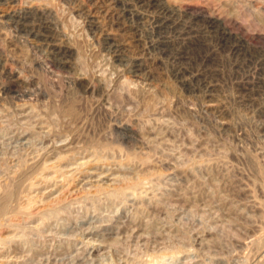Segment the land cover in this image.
<instances>
[{
    "label": "rangeland",
    "instance_id": "rangeland-1",
    "mask_svg": "<svg viewBox=\"0 0 264 264\" xmlns=\"http://www.w3.org/2000/svg\"><path fill=\"white\" fill-rule=\"evenodd\" d=\"M162 1L198 28L220 15L245 43L237 64L225 48L206 60L199 39L181 62L217 80L210 108L144 47L115 0H0V192L18 181L11 204L31 200L23 218L0 223L25 226L40 251L0 245V264H139L151 252L155 264H264V0ZM39 9L70 47L65 60L13 18ZM246 73L255 85L238 83ZM119 121L129 132L113 129ZM144 178L141 195L114 194Z\"/></svg>",
    "mask_w": 264,
    "mask_h": 264
},
{
    "label": "bare ground",
    "instance_id": "bare-ground-1",
    "mask_svg": "<svg viewBox=\"0 0 264 264\" xmlns=\"http://www.w3.org/2000/svg\"><path fill=\"white\" fill-rule=\"evenodd\" d=\"M115 2L120 6L124 16L126 18L132 19L134 21V27H135L134 30L137 31L138 37L142 40V42L144 44V47L149 49V50H151V51H153V52H155V53H157L155 58L159 62H162V63H167L168 62L167 64L170 67L169 69L171 70V73L176 78V80H178L179 83L183 86V89L185 87L186 89H188V92H197L199 90H202L203 91V94H202L203 100H205L204 102H202V106L204 108H206V109L212 107L214 104L210 103V101H211L210 97L213 96L214 90L217 89V87H218L217 80L212 78V77H208L206 72H205V69H203L202 67L193 68L190 65H189L190 67H188V66H186V64H184V65L181 64V62L184 59L189 58L188 56H189V54H191V50L193 49V45L196 43V40H198V39L201 40V41L198 40V42H200L201 44H207V42L210 43V45H208L209 47H207L208 48V53L205 54V56H204V58H206V60H210L211 61V59H213L215 55L219 54L218 51H220L221 48L222 49L225 48L231 55L235 56L236 59L234 60L235 61L234 64L239 63L238 62V58H244L246 56L245 49H247V48L245 47L244 41H242L240 39V37H236L235 34L233 35V33L225 27V25L223 24L224 22L219 17L220 15L216 16L217 14L216 15L208 14L207 16H205V26L202 27V28H198L196 26V23L194 24L193 22L187 21L188 19L185 18L186 12L178 10L176 8H172V7L166 6L163 3L162 0H115ZM46 12L44 10H40L39 9V10H35V12H33V14L30 13L31 15H26V14L23 15L22 14V15L14 16L13 18H15V22L18 23L21 26L20 27L21 29L27 30V32L35 31V33L38 36H40L43 40H45L48 43L49 47L51 48V51L54 52L55 55H58L60 57V59L65 60L64 58L69 56V52H70L69 48L70 47H68V46L66 47V45L65 46H60V44L55 42L54 37H53L52 32H51V24L52 23H50V21H48V15H47ZM196 17L197 16H195V18ZM144 19L146 20V23L143 25L142 22L144 21ZM133 21L131 23H133ZM212 39H215V40H212ZM210 41L211 42L215 41V43L212 44ZM203 48H205V47H203ZM107 50L109 52H111V53H114V54L116 53V55H118V51L116 49V46L111 44V43H107ZM193 53H194V51H193ZM118 56L119 57H118L117 60L119 61V64L123 68L127 67V69H128L129 65H131V67L134 66V68H135L139 64V63L137 64L138 61H136V60L125 59V58H123L122 55H118ZM60 62H62V61H60ZM258 62L262 63L260 58H256V60H254V64L256 63L255 66L253 67L254 70L257 69V67H256L257 65H260V63H258ZM197 64H195V65L197 66ZM137 69H139V67H137ZM139 71H140V69H139ZM133 72H134V70H133ZM137 74H139V72H137ZM260 75H262V74H260ZM141 79L142 80H146V77L144 76ZM240 79H242V80H238V83L242 84V86H247V87L248 86H253L257 82H258L257 84H263L264 85V77L263 76H261V78L258 81L256 80L257 82H255V83L253 82L254 79H252L250 74H247V73L243 74V76H241ZM142 91L148 93L147 89L146 90L142 89ZM121 121H122V119H121ZM123 122H125L124 119H123ZM123 122H120L119 125L116 126L113 129H116L117 131L121 130V131L129 132L128 131L129 130L128 129L129 126L127 127L125 125V123H123ZM114 125H116V124H114ZM114 125H113V127H114ZM127 125H129V124H127ZM67 149H68V147H67ZM31 171H32V169H31ZM138 175H140V174H138ZM139 178L142 179V176L139 177ZM141 179L139 181H136V182L132 183L128 187L118 189L117 193H114V194H116L117 197L118 196L123 197V195L126 194L127 192H130V193H132L133 195H136V196L141 195V193L143 191H145L146 188L148 187L146 185L147 181H145L146 178H144L143 180H141ZM13 181H14V178H13ZM8 182L9 181H7V183ZM21 182H22V180H21ZM18 183H19L18 181L15 183V185L13 183L11 188H9V187L8 188H4L3 187L4 188L3 191L0 192V221L3 220L5 215H7V213L8 214L13 213V214H11L12 216H21L22 218H23L22 215H24V214L27 215V213H28L27 210H25V209H26V207H28L30 205L29 202L31 200L30 201L28 200V203H26V205H24L25 209H24V207H21V206H17L19 208H14L13 204H11L12 201H13L14 192L15 191L17 192L16 188H19L18 187ZM125 183H127V182H125ZM27 184H29V183H27ZM34 185H31V183H30L29 186L31 187V186H34ZM125 186H126V184H125ZM28 189H29V187H28ZM100 189L102 190V188H100ZM26 190H24V191H26ZM101 190H99V191H101ZM97 191H98V189H97ZM17 194H15V195H17ZM20 198H21V196H20ZM58 200L60 201V199H58ZM59 201H57V202H59ZM18 202H20V201H18ZM34 202L32 201L33 204H34ZM49 204H51V203H49ZM11 205L13 207H11ZM29 208H31V207H28V210H31ZM62 210H64V209H62ZM53 211L54 212L51 211V213H49L50 216L53 215V214L55 216V214L57 213L58 210H56V211L53 210ZM58 212H60V211H58ZM263 212H264V204H263ZM48 216L49 215H47V214L46 215L43 214V216L41 215V217L43 219L39 218V220H41V221L43 220L44 221L46 218H48ZM15 219H17V218H15ZM7 220H8V218H7ZM12 220L11 221H9V220L5 221L7 223H0V228L2 227L1 230L2 229L3 230L11 229V232H12V230L14 231V234L11 233L12 236L11 237L7 236L8 237L7 239H4V236L3 237L1 236L0 237V245L5 246V248H6L5 250H8V248H11L12 252H16L17 250H19V248L22 250L23 249L22 247L25 244H28V245L30 244V246H27V250L26 251H30L32 254H34V252H35V254H36V252L39 253L40 251L34 250L35 246L34 247L32 246V243H30V241L28 240V237L25 235V233H23L21 235L22 230L24 229L25 226L22 227V228H20V226L13 227L14 225L11 222H14V221H12ZM20 220L17 219L16 221H18V223H19ZM2 222H4V221H2ZM18 223L16 222L14 224L17 225ZM40 225H42V224L40 223ZM137 225H138V223H137ZM19 228H20V230H19ZM130 228H132V227H130ZM46 232H49V231H46ZM60 232L61 231H59V233ZM29 233H31V231ZM17 234H19L21 236H17ZM92 236H94V235H92ZM7 243H8V245H7ZM40 247H41V245H40ZM39 250H42V249H39ZM1 252H3V251H1ZM20 252H22V251H20ZM151 255H152V257L156 256V255L153 256L152 252L150 253V257H151ZM162 255H164V253ZM4 256H6V255L4 254ZM39 256H41V255H39ZM152 257L149 258V259L146 257V259H148L147 261H142L143 260L142 259L141 262L140 263L138 262V263L139 264H155L156 261H157L156 258L160 257V256H157L156 258L155 257L152 258ZM135 259H136V263H137L138 258H135ZM127 261L129 262V260H127ZM130 264H132V263H130Z\"/></svg>",
    "mask_w": 264,
    "mask_h": 264
}]
</instances>
